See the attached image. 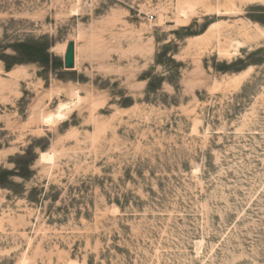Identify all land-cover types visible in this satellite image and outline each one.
Wrapping results in <instances>:
<instances>
[{"label":"rangeland","instance_id":"rangeland-1","mask_svg":"<svg viewBox=\"0 0 264 264\" xmlns=\"http://www.w3.org/2000/svg\"><path fill=\"white\" fill-rule=\"evenodd\" d=\"M27 41L75 68L7 70ZM22 156L0 264H264V0H0V170Z\"/></svg>","mask_w":264,"mask_h":264},{"label":"trees","instance_id":"trees-1","mask_svg":"<svg viewBox=\"0 0 264 264\" xmlns=\"http://www.w3.org/2000/svg\"><path fill=\"white\" fill-rule=\"evenodd\" d=\"M13 56L1 57L6 65L7 70H11L16 65H22L27 63H38L44 68L57 71L63 68L62 61L51 55L49 52L50 46L48 44H39L35 41H27L23 43H17L12 47ZM154 88L152 81L148 83V91ZM33 150L29 148L26 154H32ZM35 162V157L29 159L26 156L18 158L15 163V169L12 171L0 170V186L5 187L10 183V178L21 177L27 179L31 176V166Z\"/></svg>","mask_w":264,"mask_h":264},{"label":"water","instance_id":"water-1","mask_svg":"<svg viewBox=\"0 0 264 264\" xmlns=\"http://www.w3.org/2000/svg\"><path fill=\"white\" fill-rule=\"evenodd\" d=\"M63 66L66 70H73L75 68V43L73 41L67 45Z\"/></svg>","mask_w":264,"mask_h":264},{"label":"bare ground","instance_id":"bare-ground-1","mask_svg":"<svg viewBox=\"0 0 264 264\" xmlns=\"http://www.w3.org/2000/svg\"><path fill=\"white\" fill-rule=\"evenodd\" d=\"M59 117H63V115L61 114V112L59 113Z\"/></svg>","mask_w":264,"mask_h":264},{"label":"built area","instance_id":"built-area-1","mask_svg":"<svg viewBox=\"0 0 264 264\" xmlns=\"http://www.w3.org/2000/svg\"><path fill=\"white\" fill-rule=\"evenodd\" d=\"M153 19H154V17H153V16H151V17H150V20L152 21Z\"/></svg>","mask_w":264,"mask_h":264}]
</instances>
